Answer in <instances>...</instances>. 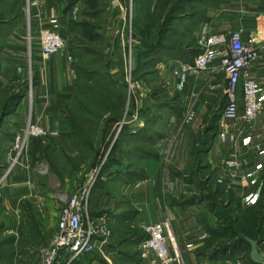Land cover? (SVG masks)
I'll return each instance as SVG.
<instances>
[{
    "label": "crops",
    "instance_id": "crops-1",
    "mask_svg": "<svg viewBox=\"0 0 264 264\" xmlns=\"http://www.w3.org/2000/svg\"><path fill=\"white\" fill-rule=\"evenodd\" d=\"M158 1H136L139 10L142 4L147 6L142 11V19L155 13ZM184 1V5L187 3L189 7L185 9L183 5L171 20L190 21L186 38L192 42V47L180 35L181 27H170L156 38L160 54L154 57L151 70L147 69L141 78L150 89L161 83L165 86L161 97L149 95L148 99H153L151 105L156 104L162 112H143L140 118H131L127 122L126 133L137 132L126 136L129 140L127 145L130 149H138V156L144 155L143 158L138 157L142 170L125 172L127 179L122 180L113 194L108 186L98 185L90 199L91 215L108 214L112 231L111 253L103 257L93 251L74 264H145L136 249L144 237L140 225L160 223L165 219L170 222L181 253L179 264H208L210 261L223 264V257L216 258L213 254L214 250H221L219 245L223 244L224 238L221 232H215L216 220L211 221L212 213L206 217L207 223L204 219L200 221L199 208L203 206L187 201L192 195L189 193L191 182L181 176L185 171L180 170L193 162L221 166L224 190L232 189L242 209L256 207L260 211V198L264 196V45L261 44L264 40V0ZM104 3V0H96L98 8L94 14H102L103 25L97 27L98 32L92 34L94 38L90 40L95 41V37L100 36L101 46L93 52L101 54L111 74L107 79L120 87L121 73L126 67L125 38L120 34L119 37L116 31L121 16L118 10L104 7ZM27 4L28 26L27 22L19 21L0 33V132L4 134L0 136L1 167L12 159L14 135L22 132L29 120L47 131L48 140H65L60 130L61 106L70 102L76 93L74 68L76 60L82 59L74 55L72 40L78 37L75 36L73 21L87 15L95 18L83 0H78L68 9L57 0H28ZM166 11L156 19L162 21ZM42 26L57 32L60 28L61 35H66V45L47 60H42L40 55L38 34ZM230 32L238 33L246 44L253 43L249 35H254L253 45L258 56L248 68V73L258 83V98L263 109L252 122L238 124H235L237 120L229 118L231 120L225 121L226 118L215 113L213 116L217 123L214 119L212 122L215 123L210 126L204 118L211 104L223 93L226 77L220 58L227 48H212L216 58L203 70H185L183 63L187 59L174 54L194 53L193 60L201 49L199 41L212 34ZM134 46L132 61L134 59L135 64L139 62L146 66L142 54L144 48L137 43ZM140 53L141 57H138ZM30 73L34 83L31 90H27ZM121 92L124 93L123 90ZM241 108L239 105L238 112ZM152 116L155 119L151 123L149 119ZM196 149L201 150L198 161L193 152ZM22 153L11 171L0 176V238L7 237L18 245L15 264H22L27 259L34 249L31 245L49 242L60 209L52 192L45 191L44 176L31 166L26 150ZM227 159L236 162L230 177L225 173L229 172L224 167ZM1 172L2 168L0 175ZM33 231L39 238L35 244L30 239ZM260 253L264 264V241L260 244Z\"/></svg>",
    "mask_w": 264,
    "mask_h": 264
},
{
    "label": "rangeland",
    "instance_id": "rangeland-1",
    "mask_svg": "<svg viewBox=\"0 0 264 264\" xmlns=\"http://www.w3.org/2000/svg\"><path fill=\"white\" fill-rule=\"evenodd\" d=\"M71 0H61L59 1L62 6H66L68 2ZM135 0H131L132 2V22H131V37L124 34L125 38V51H126V67L128 65V60L130 58V63H131V78L133 81L137 82L136 86L133 88V90L130 92V97L127 98L128 95V84L126 81V71L127 68L122 71L121 73V78L120 81L122 83L119 84V88H122L121 86H124V89L122 88L121 90L124 91L125 99H124V105H123V110L120 118L118 120H113L111 119L113 116V110H110V113L106 111L103 112L104 118L100 120V123L98 124L97 127H93V131L91 134H87L88 129L91 128V126H84L85 132L82 131L83 136L89 135V146L90 148H87L86 144L82 145L80 147L78 145L79 139L77 136H74L71 134L72 132L70 131V126L66 125L63 119V115L60 116V124H61V130L66 133L64 134V139L61 141L60 139L58 141H52L48 140L47 138H42V137H30L27 140L26 143V153L29 155V160L31 166L35 168L38 172H41L40 175L44 176L43 177V183L45 187V191H50L52 192L54 196V201L59 204L60 209L65 205L66 201L68 198H70L76 190L81 188L86 180H88L89 174L92 172V170L96 167V165L99 162V157L102 156V154L106 153V151L109 149L108 156L106 157L105 162L102 164L101 170L97 172V177L95 181L93 182L92 189H91V196L90 199L94 193L95 188L98 185H103V186H108V190L111 192V194L117 192V189L119 186L122 184V180H126L127 178L125 177L124 173L128 172L129 170H142L143 166L139 164V158H143L144 155L137 154L139 151L138 149H130L127 145V135H133L136 133H126L128 130V125L127 124L129 119H134V118H140V116L143 115V112H145V108H148V112H153L156 114L157 112H162V108H152L153 105H151L152 100L149 99V95H153L154 97L156 95H159L160 97L164 93L165 86L162 85V83L158 86H153L154 88L150 89L151 87L144 85V81L141 80L142 76L146 73H144L147 69L151 70L152 66L154 65V59H151L152 57H157L159 56V51L157 50L159 46L155 44V48L152 49V47H147V44L150 43V38L149 37H142V31L141 28L145 25L146 23L148 26H150L151 30V35L154 36L156 35L155 32L158 31L157 27V22H150V20L142 19L144 14L142 11H144L147 6L142 4V8L139 10V7L137 9V3H133ZM137 1V0H136ZM28 0H0V33H3L7 29L10 28L11 25L15 24L16 22L23 21L27 22V26L29 24V9H28ZM91 5H93V2H91ZM106 5V3H104ZM107 9V6H104ZM185 9L188 8L189 6L187 3L184 5ZM196 7L198 10H200V5L197 4ZM192 8V5H191ZM200 15L196 14V16ZM95 18L92 19L91 16H81L77 18V21H73L74 23V31H75V36L79 38V35L81 34L82 36L79 38V40L74 39L72 40V46L74 47V55L77 57H81L82 59L78 58V61L76 60V67L82 69L79 72L78 78L79 82H81L83 85L85 82H87V77H86V71L89 73L92 70L100 73L101 75H105L106 78H108L111 74L109 73V70L107 69L106 64L102 61L101 59V54L98 52H93L94 49H97L101 46V38L100 36L95 37V41L88 39L87 37L84 38V35L86 36L87 34H96L97 27L103 25V20H102V14L94 16ZM76 18V17H75ZM145 21V22H141ZM122 22V19H121ZM120 22V26L122 25ZM190 21L184 20L183 22H172L170 20L169 28H177V26L181 27L180 35L184 36L183 38L185 39L184 41L186 43H189L188 46L192 47V42L188 40L187 34L190 29V26L188 25ZM119 23V21H118ZM155 24V25H154ZM10 25V26H9ZM116 30L119 36V29ZM147 30V29H146ZM60 31V28H59ZM58 31V33H60ZM85 33V34H84ZM99 34V33H98ZM97 34V35H98ZM61 35V33H60ZM62 36V35H61ZM88 36V35H87ZM63 37V36H62ZM120 37V36H119ZM66 40V35L63 37ZM159 38V37H158ZM181 38V40L183 39ZM161 41V40H160ZM159 41V42H160ZM128 42L130 46L128 45ZM174 42V41H173ZM140 44V46L144 47V49H149L148 54L144 57V61H146L147 65L145 68H140L139 62L136 64L132 61V56L134 54V48L135 44ZM83 48L89 49V51H83ZM130 48V54L128 56V50ZM185 50V48H183ZM100 50V49H99ZM87 52V54H85ZM100 52V51H99ZM181 58H186L187 62H190L192 60V57L194 56V53H187L184 55V52L181 54L176 53L174 54ZM139 57V54H138ZM174 57V56H172ZM141 58L139 59V61ZM187 62H184L183 65ZM153 64V65H152ZM152 65V66H151ZM138 69L137 71H135ZM75 70V68H74ZM76 71V70H75ZM30 73V82L28 84L29 88L27 90H31L32 83H34V79ZM93 87H95V93H97V85H101L104 82H102V79L99 77H93ZM224 89L223 93L219 96L218 100L215 101L208 109V113L204 120L208 121L207 125L210 124L212 125V119H215V115L213 114L218 113L219 116H222V109H219L220 106L223 103H227L226 96L224 94L225 90V80H224ZM87 85V84H86ZM25 86V87H28ZM85 86V85H84ZM149 87V89H148ZM157 87V88H155ZM82 90L79 88H76L75 86V92L77 93V96L80 94ZM82 99V98H80ZM236 107L239 108V105L241 106V99H240V94L237 93L236 95ZM71 108L68 110L70 114L73 115L75 119H78L79 116H82L84 112L82 111V108L78 105L77 102H73V99L70 101ZM5 109V108H4ZM164 114V113H163ZM162 115V114H161ZM166 116V114H165ZM155 119V116L150 117L149 121H152ZM63 120V124L61 123ZM231 120V119H225V121ZM233 120V119H232ZM124 121V124H121V122ZM216 123L217 120L215 119ZM235 121V120H233ZM150 123V122H149ZM215 123V122H214ZM213 123V124H214ZM240 123L239 121L235 122V124ZM121 127L119 128V126ZM119 128V130H118ZM118 130V131H117ZM5 131V130H4ZM68 133V134H67ZM0 136L3 137V133L0 132ZM10 137V136H9ZM48 137V136H47ZM80 143V141H79ZM79 146V147H78ZM86 146V147H85ZM133 151V152H132ZM113 153L112 159H110L109 163L107 164V161L110 157V153ZM140 153V152H139ZM24 153H22L23 155ZM15 156V154L12 155V159ZM21 156V154H20ZM18 157V160L20 158ZM12 159L10 161L6 162L2 168L1 172V177L4 174L3 172H6L8 167L10 166V170L12 166L16 163H13ZM226 161V160H225ZM224 161V162H225ZM1 164V162H0ZM107 164V165H106ZM202 166L200 167L201 171H193L195 170V162L192 164H188L186 166H183L184 168L180 171H185V174H181L183 178L186 177V180L190 181V197L193 198V202L197 205L201 203V206H203L201 209L199 208V215L201 217L200 221L205 220V223L208 222V219L206 218L209 216L210 213H212L210 209H213L215 213H212V219L211 221L217 222V220H221V222H224L225 224H228L232 229L230 228V233L233 231L235 232H240L241 227H237V225L232 226L233 218L235 216H238V213L233 212V210L236 208V205L238 204V198L234 195L232 189L229 187V191L223 192L224 195H220V190L219 185L221 188L223 187V184L221 183V178H220V172L221 171V166H213L209 164L200 163ZM199 164V165H200ZM106 166V167H105ZM189 171L191 174H189ZM228 177H230L229 172H225ZM185 175V176H184ZM126 185L123 186V188ZM213 191V193H211ZM219 193L217 197L214 196V194ZM228 192V194H227ZM119 195V193H116ZM109 194H107L108 196ZM185 195H188L185 194ZM212 195V197H211ZM210 196V198H209ZM209 199H208V198ZM264 198V197H263ZM119 199V198H118ZM187 199V198H186ZM228 199V201H227ZM207 200V202L205 201ZM229 203L231 206L227 209L224 208L223 203ZM90 204V203H89ZM206 205H208V208H206ZM111 206V205H110ZM59 209V210H60ZM1 212V208H0ZM211 215V214H210ZM107 219H108V214H106ZM206 218V219H205ZM224 220V221H223ZM210 221V222H211ZM109 223V222H108ZM56 225V223H55ZM55 227L52 230V235L50 240L52 239V236L55 234ZM49 234L50 231H48ZM112 232V231H111ZM31 243H36L39 238L37 237V234L35 231L32 232L31 234ZM112 236V233H111ZM33 238V240H32ZM48 238V236H47ZM46 239V238H45ZM111 239V237H110ZM230 242L233 240L232 238H229ZM49 240V241H50ZM43 241V240H42ZM50 243V242H49ZM48 245V243L46 244ZM45 246V244H40L36 246H32L31 248H34L30 251L29 255L27 256V259H24L22 264H37L39 261V252L40 248ZM108 250L107 253H111L110 247L108 245ZM18 249L19 252V247L18 245H14L10 239L6 238H0V264H15L14 258H15V252ZM224 255V254H223ZM239 253H236V255L232 256L231 258H226L225 256L223 257L222 262L223 264H237ZM17 260V258H16ZM27 260V261H26ZM243 262V261H241ZM244 263V262H243ZM80 264V263H79Z\"/></svg>",
    "mask_w": 264,
    "mask_h": 264
},
{
    "label": "built area",
    "instance_id": "built-area-1",
    "mask_svg": "<svg viewBox=\"0 0 264 264\" xmlns=\"http://www.w3.org/2000/svg\"><path fill=\"white\" fill-rule=\"evenodd\" d=\"M104 1L108 8L118 10L121 16L122 25L119 34L126 33L130 38L132 34L131 0ZM249 38L252 44L244 43L236 32L209 35L204 41L198 42L201 49L193 60L183 65L185 70L192 68L203 70L216 58L212 48L216 46L227 48L226 53L220 58L226 77L225 94L227 96V104L221 115L240 123L252 122L263 109V103L258 98V83L248 73V68L258 56L256 46L253 45L254 35L250 34ZM38 41L42 60H47L66 45V40L57 31L46 26L39 29ZM261 44L264 45V40ZM128 45L130 46L129 42ZM129 54L130 48L128 56ZM126 68L127 98H129L130 92L137 83L131 78L130 58ZM237 93L240 94L241 112H238L235 104ZM121 124H124V121ZM47 136L48 133L42 126L29 120L24 130L14 135L11 146L15 154L13 163L18 161V157L26 149V143L30 137L47 138ZM108 151L109 149L99 157V162L89 174L87 182L76 190L77 192L68 198L59 210L55 234L48 245L40 248L37 264H74L85 254L93 251H97L103 257L108 254L111 229L107 216L106 214L91 215L89 206L93 182L108 156ZM235 166L234 159H227L224 162V167L231 175ZM9 170L10 166L4 175ZM140 227L145 236L137 243L136 249L145 264H179L181 262V253L175 242L169 220L165 219L160 223H142ZM237 264L245 263L238 261Z\"/></svg>",
    "mask_w": 264,
    "mask_h": 264
},
{
    "label": "trees",
    "instance_id": "trees-1",
    "mask_svg": "<svg viewBox=\"0 0 264 264\" xmlns=\"http://www.w3.org/2000/svg\"><path fill=\"white\" fill-rule=\"evenodd\" d=\"M57 1H61V0H57ZM77 1L78 0H71L70 2L67 3V5L65 6V9L70 8ZM83 1H85L86 5L88 7V10H90V12H89L90 15L94 14L98 8L96 6V0H91V2H93V5H91L90 0H83ZM135 3H136V0L133 3V7H134ZM184 3H185L184 0H159L158 1L157 5L155 6V13L152 16L148 17L147 19L145 18L146 20H150V22H154V23L157 22L158 23L157 24L158 31L155 32L156 35H154V36L151 35L152 29L146 23H144L145 25L141 28L142 37L144 35V37L147 36L151 39L150 43L147 44V47H152V49L155 48L156 38L161 37L162 33H164L166 30L169 29V24H170V20L172 19V15L177 13L178 10H181L183 8ZM165 9H167V11H166L165 15L163 16V20L158 21L156 19L157 16H162ZM94 15L95 16L99 15V13H96ZM141 22H145V21H141ZM87 35H86V37H89L88 39L94 38V36H92L90 34H87ZM81 36L82 35L80 34L79 38ZM79 38L77 40H79ZM81 48L83 51H87L86 48H83V47H81ZM148 50H151V48L144 49V51L142 52L143 56H146L148 54V52H147ZM139 55L141 57V53ZM151 59H154V57H152ZM143 65H144V63L142 65L140 64V68L146 67ZM146 65H147V63H146ZM75 70H76V84H75V86H76V88H79L82 91L80 92V94L78 96H77V93H75V95L72 99H73L74 103L75 102L78 103V105L82 108V111L84 112V114L82 116H79L78 119H75L73 117V115L68 112V110L71 108V106L69 105L70 102H68L67 104L65 103L61 106V112L60 113H61V115H63V119H64L65 124L70 126V128H71L70 131L72 132L71 134H73L74 136H77V138L79 139L80 143L78 141L77 142L78 145L80 147H82V145L86 144L87 148H90V146L88 145L89 144V135H87V134H91V132H94L92 130L93 127H97L98 124L100 123V120L104 118L105 114L103 112L106 113V111H107L110 113V110H113L114 114H113L111 119L118 120L122 114L124 99H125L126 95L121 92V89L119 87H117L114 84V82L109 81L105 75H101L100 73H98L94 70H92L89 73L86 71L87 82H85V84H84L85 86H84L81 82H79L80 80L78 78L79 72L82 69L77 68L75 66ZM137 70L138 69H136L135 71H137ZM93 77H99L100 79H102V82H104L103 84L96 86V88L98 90L97 93H95V87H93V79H94ZM225 96H226V94H225ZM80 98H82V99H80ZM226 99H227V96H226ZM226 104L223 103L219 109H222V111H223ZM152 108H159V106H157L156 104L155 105L153 104ZM147 110H148V108L146 107L144 113L148 114L149 112ZM212 120H214V119H212ZM61 121H62L61 123L63 124L64 123L63 120H61ZM84 126H87V127L91 126V128L88 129L89 133H87L86 136H83V133H82V131L85 132ZM61 134L63 136H64V134L66 135V133H64L63 130H61ZM193 152H194V156H196V160L198 161L201 158V155H200L201 150L196 149ZM112 155H113V153L111 152L110 157L107 161V164L109 163L110 159H112V157H113ZM196 164H198V165H195V170H193V171H196V172L201 171L200 167L202 165L200 163H196ZM189 174H191L190 171H189ZM217 190H220V195H222V194L224 195L223 192H225V190L223 187L221 188V186L219 185V189H216V191ZM227 191H229V190H227ZM262 191H264V190H262ZM229 192H232V191H229ZM211 193H213V191ZM262 193L264 194V192H262ZM218 194L219 193L216 192V194H214V196L217 197ZM227 194H228V192H227ZM211 197H212V195H211ZM263 197L260 198V200H261L260 211L258 209H256V207H250V208L244 210L240 207V204L238 201L236 208L233 210V212L238 213V216H235V218H233L234 222H232L233 223L232 226L234 227V225H237V227H241L239 233L235 232V231L230 233V228L232 229V227H230L228 224H225L224 222H221L220 219L217 220V222L215 224L216 228H214V229H215V232L217 234H220V232L222 233L223 238H224V242H223V244L219 245L221 250L219 249V250L213 251V254L215 255L216 258L221 257V256H225L226 258L227 257L231 258L232 256L236 255V253H239L238 259L240 261H243L245 264H262L263 263V262L254 263L250 259V257H249L250 246L243 239L244 236H247V237H250L252 239L260 240L259 245H258L259 251H260V244L263 243V241H264V198ZM209 198H210V196H209ZM193 200H194L193 198H189L187 201L192 202ZM227 201H228V199H227ZM257 204H259V203H257ZM223 206L225 209H227L231 205L229 203L225 202V203H223ZM210 208H211V205H210ZM211 211L213 214L215 213V211H213L212 208H211ZM229 238H232L233 240L230 242ZM211 263L214 264L213 262H211Z\"/></svg>",
    "mask_w": 264,
    "mask_h": 264
},
{
    "label": "water",
    "instance_id": "water-1",
    "mask_svg": "<svg viewBox=\"0 0 264 264\" xmlns=\"http://www.w3.org/2000/svg\"><path fill=\"white\" fill-rule=\"evenodd\" d=\"M243 239L249 244L250 251L249 257L254 263H261V253L259 251V242L258 239H252L250 237L244 236Z\"/></svg>",
    "mask_w": 264,
    "mask_h": 264
}]
</instances>
